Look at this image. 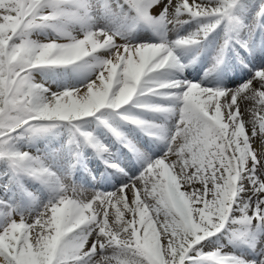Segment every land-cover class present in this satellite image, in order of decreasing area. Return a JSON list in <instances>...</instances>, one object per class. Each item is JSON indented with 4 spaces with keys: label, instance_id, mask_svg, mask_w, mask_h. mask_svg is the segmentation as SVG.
Listing matches in <instances>:
<instances>
[{
    "label": "snow or ice",
    "instance_id": "1",
    "mask_svg": "<svg viewBox=\"0 0 264 264\" xmlns=\"http://www.w3.org/2000/svg\"><path fill=\"white\" fill-rule=\"evenodd\" d=\"M258 138L264 0H0V264H264Z\"/></svg>",
    "mask_w": 264,
    "mask_h": 264
},
{
    "label": "rangeland",
    "instance_id": "2",
    "mask_svg": "<svg viewBox=\"0 0 264 264\" xmlns=\"http://www.w3.org/2000/svg\"><path fill=\"white\" fill-rule=\"evenodd\" d=\"M260 139H264V138H258L256 143H259L260 142ZM253 146L255 148L256 147V144H254Z\"/></svg>",
    "mask_w": 264,
    "mask_h": 264
}]
</instances>
